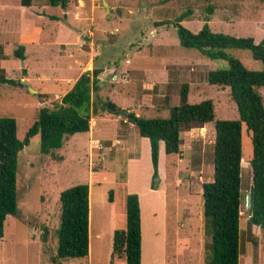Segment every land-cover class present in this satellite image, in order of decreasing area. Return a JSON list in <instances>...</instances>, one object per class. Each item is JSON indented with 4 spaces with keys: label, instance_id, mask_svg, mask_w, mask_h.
<instances>
[{
    "label": "rangeland",
    "instance_id": "obj_1",
    "mask_svg": "<svg viewBox=\"0 0 264 264\" xmlns=\"http://www.w3.org/2000/svg\"><path fill=\"white\" fill-rule=\"evenodd\" d=\"M243 1L245 9L252 6V0ZM210 2L211 0H132V15L128 21L118 20V25L115 26L117 29L107 23L105 30L108 35L96 37L94 35L95 40L99 38L106 40L107 47L105 45L98 56V63L108 67V72L104 75L96 94L97 110H102L101 104L108 101L117 108L136 115L165 118L169 113L165 107L179 104L181 85L187 83L189 103L210 98L215 107V120L238 119L236 105L230 97L229 89L211 85L207 81L209 70L225 68L227 63L203 57L195 49L181 47L175 28L172 25L155 28L152 26L153 19L149 18L146 12V9L152 6L151 17H156L157 20H174L183 12L190 10V16L182 20L181 24L191 32L197 33L204 23V17L209 15L206 7L211 4ZM230 5L234 7L232 3ZM101 11L108 17L106 7L103 5ZM213 22L211 27L209 25L213 32L251 37L255 43L264 38V19L263 24L259 26L248 23L245 18H237L231 25H222L223 22L220 24L218 18ZM9 39V37L0 39V46L6 55V58H0V76L12 78L17 84L0 83V116L14 117L17 122V136L23 139L38 110L42 106H51L52 103L59 101L60 93L57 92L63 91L61 87L66 84V79L73 78V73L78 68L74 65H63L62 59L55 60L57 56L55 49L34 50V46L28 47V57L27 60H23L25 64L22 65L23 61L14 56L18 45L9 44L5 48L3 42ZM227 52L238 58L248 69L262 68L261 62L253 59L249 50L231 49ZM34 53L38 54L37 61L30 58ZM113 60L117 62V66L110 65ZM54 62H57V66H54ZM24 67H27L29 75L28 86L34 90L37 88L40 91L43 89L52 92L43 93L40 97L38 94L41 93L37 90L31 92L24 87L22 85L25 80L22 71ZM152 70H164L165 76L147 80L145 74ZM54 75L60 82L52 81ZM256 91L264 103V86L257 87ZM106 113L109 115L96 116L95 120L96 126L111 131L110 137H113L116 131L115 119L118 115L120 124L118 126L123 125L127 128L129 140L133 142L140 137L136 126L127 122L123 116ZM214 137V121L202 127L182 131L180 151L177 154H165L161 159V169L167 162L165 171L158 181H154L161 190L146 196L148 209H151L152 215L157 214L160 218L161 215L158 213L159 210H155L154 203L158 198L162 200L166 209V212L163 209L162 219L166 222L169 240L174 241L175 237L181 240L179 252L181 262L185 264H207L205 245L210 242V236L205 231L202 219L201 186L202 183L212 180ZM90 139L87 133L70 135L63 147L56 149L51 156L39 152V135L36 134L20 150L16 171L17 212L15 215H8L4 223V235L0 239V264H55L52 257L55 254V230L58 227L60 213L59 194L63 189L76 184L91 183L89 208L92 226L101 218L116 221L118 226L123 225L125 175L130 172L126 151L104 153L101 147H94ZM73 148L79 149V152H74ZM140 150L143 153V147ZM251 153L250 133L243 124L241 162L243 200L239 218V250L242 252L246 251L245 247L253 236L245 201L252 185V170L249 164ZM145 155L144 152V158H141L137 167L129 173L133 183L141 186L148 176V169L151 171L150 159L147 161ZM91 171H97L94 174L96 180L94 183L91 182ZM110 191L112 203L108 201ZM160 210L162 213L163 210ZM258 230L259 238L262 239L260 228ZM43 235H46L45 240ZM108 241L106 235L104 249H107ZM170 251H174V248ZM96 259L69 258L64 264H110V258L106 254L96 256ZM245 260L247 264V258Z\"/></svg>",
    "mask_w": 264,
    "mask_h": 264
},
{
    "label": "trees",
    "instance_id": "obj_2",
    "mask_svg": "<svg viewBox=\"0 0 264 264\" xmlns=\"http://www.w3.org/2000/svg\"><path fill=\"white\" fill-rule=\"evenodd\" d=\"M59 1L49 0V3L56 5ZM206 9L208 14L213 12L211 4ZM189 13L191 11L187 10L174 20H159L154 25H172L181 47L195 49L203 57L227 63L225 68L209 70L207 81L211 85L229 89L238 119L215 120V107L210 98L189 103L187 83L181 85L179 104L165 107L169 112L167 117H143L126 111L128 116L123 118L136 126L141 137L149 140L153 189L157 187L153 178L158 175L159 142H163L166 155L177 154L182 131L214 121L213 175L211 181L201 186L202 219L205 231L210 236V242L205 245L207 264H240L242 125L246 126L252 144L249 164L254 189L252 213L250 217L248 215V220L261 230L264 264V103L256 91L257 87L264 86V38L255 43L251 37L213 32L208 25V16L204 17L201 29L193 33L181 24ZM231 49L249 50L252 58L261 62L262 68H246L238 58L227 52ZM14 56L23 58V47L19 46ZM0 58H5L1 47ZM107 72V68H93L91 72L82 73L59 101L38 110L23 139L17 136L16 119L0 116V239L4 235L7 216L17 212L16 171L20 150L32 136L38 134L39 152L53 156L56 149L63 147L68 136L89 131L91 114L98 111L95 95ZM145 75L147 80H154L163 78L165 72L152 70ZM0 83L15 85L17 81L0 76ZM107 102L101 104V109L119 114L111 112ZM108 201H112V191L109 192ZM59 203L56 247L52 257L55 264H62L69 258L88 256L89 185L81 183L63 189L59 194ZM45 239L46 235H43ZM250 241L256 248L258 242L254 234ZM117 262L141 264L140 207L135 193L125 194L124 223L113 230L110 263Z\"/></svg>",
    "mask_w": 264,
    "mask_h": 264
},
{
    "label": "crops",
    "instance_id": "obj_3",
    "mask_svg": "<svg viewBox=\"0 0 264 264\" xmlns=\"http://www.w3.org/2000/svg\"><path fill=\"white\" fill-rule=\"evenodd\" d=\"M131 1L132 0H60L56 5H51L49 0H0V39L4 40L6 37L10 38L9 41L3 42L5 48H7L9 44L12 46L17 44L18 47L16 50L19 46L23 47V58H19L21 61L27 60L28 47L34 46V50L55 49L57 51L55 60L62 59L63 65L77 66L78 69L73 73V78H67L66 84L61 87L63 91L60 92L59 90L57 92L60 93L59 98H61L85 71L91 72L93 68H107L108 70L106 65L101 66L98 63V56L106 45V40L104 38L95 40L94 35L95 37L96 35H108L105 30L107 23L117 29L115 26L118 25V20L120 21V19H123L124 21H128L132 15ZM210 3L213 6V12L208 15V25H210V27L214 23L213 20L216 18L219 19L220 24L223 22L222 25H231L235 23L237 18H245L248 20V23L257 26L263 24L264 0H252V6H248L249 9L244 8L243 0H211ZM230 3H232L234 7H231ZM102 5L106 7V14H108V17H105V12L101 11ZM152 10V6L146 9L148 17L153 19L152 26L155 28L163 27L164 25H154V22L159 20H157L156 17H151L150 12H152ZM0 47L2 48V46ZM37 56L38 54L34 53L30 58H32L33 61H37ZM23 63L25 64V61L22 62V65ZM54 63V66H57V62ZM110 65L112 67L115 65L117 66V62L113 60V63ZM87 68L90 70H87ZM23 69L25 70V72H23L25 80H23L22 85L24 83L27 85V82L29 83L27 67L22 68V71ZM36 75L38 76V73H36ZM52 79L54 83L60 82L55 75L52 76ZM103 79L104 78L101 79V82ZM35 89L41 94L52 92L43 89H41L42 91L37 88ZM106 112L105 110L102 111L99 109L97 113L91 114L89 131L84 133L88 134L91 138L90 142H92L93 145L98 143L104 153L126 151L129 173H132L141 158H144V152L147 161L150 159L149 140L146 137L140 136L133 142L130 141L126 133L127 128H124L123 125L118 126L119 115L116 116L115 119L117 121L116 131L113 133V137H110L111 131L102 126H96L95 120L96 116H108L109 114ZM207 124L208 123L205 125ZM129 129L131 128H128V130ZM95 135L97 137H95ZM141 146L144 149L143 153H141L140 150V148H142ZM73 150L74 152H79L77 148H73ZM94 151L98 153V151ZM164 155V144L160 141L157 168L159 179L161 178L162 172L165 171L167 163L166 162L161 169V159ZM148 172V176L142 183V186L137 183L134 184L128 172L125 175L124 183L125 194L135 193L139 200L141 264H185L181 262V254L179 252L181 240L175 239L177 237L174 238V241L171 239V241L169 240L170 236H168L167 225L164 219H162L164 210L166 212L162 200L158 198L156 199V203H154L155 210H159L158 213L161 215V218L157 214L152 215L151 209H148L146 196L153 195L161 190L160 186H157L155 189L151 188L153 174L152 164L151 171L148 169ZM95 173H97V171L90 172L91 182L93 183L96 181L94 180ZM90 184L91 183H88L89 205L92 192ZM112 202L113 201L110 203ZM160 209H164L162 213ZM156 215L157 217H155ZM152 216L154 218H152ZM91 223L89 208V252L87 257L97 260L96 256L98 257L99 255L106 254V256L110 258L113 230L118 226L116 221H107L101 218L98 220L97 224L92 226ZM251 230L257 237L258 243L256 250H254L252 243L248 242L245 247V252H242L241 249L239 250L240 264H245L246 258L247 264H262V239L259 238L260 234L258 227L251 225ZM106 235L109 241L107 249H104V238ZM173 248L174 251L171 252L170 249ZM254 251L256 252L254 253ZM202 255L204 256V251ZM62 264H64V261H62Z\"/></svg>",
    "mask_w": 264,
    "mask_h": 264
},
{
    "label": "water",
    "instance_id": "obj_4",
    "mask_svg": "<svg viewBox=\"0 0 264 264\" xmlns=\"http://www.w3.org/2000/svg\"><path fill=\"white\" fill-rule=\"evenodd\" d=\"M23 86L27 87L28 90L35 92V90L31 89L30 87H28L25 83L23 84ZM107 108L111 111V112H119V114L123 117H127L128 113L125 110L119 109L115 106V104H111V103H107ZM154 181H158V176L154 177ZM253 195H254V189H253V185H251L249 193L246 195L245 197V201H246V207L248 209V215L249 217L251 216L252 213V207H253Z\"/></svg>",
    "mask_w": 264,
    "mask_h": 264
},
{
    "label": "built area",
    "instance_id": "obj_5",
    "mask_svg": "<svg viewBox=\"0 0 264 264\" xmlns=\"http://www.w3.org/2000/svg\"><path fill=\"white\" fill-rule=\"evenodd\" d=\"M94 147H100V145H99L98 143H96V144L94 145Z\"/></svg>",
    "mask_w": 264,
    "mask_h": 264
}]
</instances>
